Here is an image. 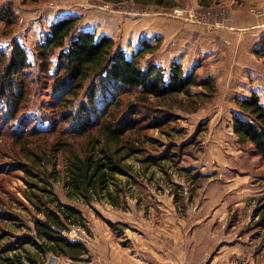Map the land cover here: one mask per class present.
<instances>
[{"label": "rangeland", "instance_id": "obj_1", "mask_svg": "<svg viewBox=\"0 0 264 264\" xmlns=\"http://www.w3.org/2000/svg\"><path fill=\"white\" fill-rule=\"evenodd\" d=\"M173 2L177 4L176 7H156L170 18L199 24L207 34L218 30H237L247 17L264 20V0ZM205 2L209 5H203ZM139 6L142 5L135 4L134 0L121 4H110L102 0H0V13L6 12L8 7L14 11L12 24L0 20V50L5 54L6 63L14 41L26 47L32 63L18 84H25L27 95L19 106L17 120L12 122L10 118H5L0 108V252L5 245L29 234L33 219L41 217L27 199L30 194L28 183L33 182V179L19 168L22 163L31 166L34 160L40 159L38 161L44 167L36 170L46 174V171L57 169L59 175L53 185L54 191L65 203L74 204L83 211L88 230L73 227L65 234L72 240L85 242L92 259L90 262H73L49 254L38 257L39 264H49L51 261L55 264H125V258L132 255L131 251L134 252L137 247L142 249L149 238H176L179 250L183 249L185 256H193L189 246L190 235L197 226L196 221L200 220L199 214L195 215L192 210L196 205L208 206L210 209L214 207L213 213L218 210V206L227 208L230 205L229 224L241 222L237 224L236 230L255 241L252 254L256 261L261 262L264 260V226L258 224L259 220L253 217V213L263 203L264 161L253 152L254 148L250 144L239 141L234 134L233 118L239 112L237 101L251 97L253 93L258 94L264 104L262 27L256 29V34L250 33L254 37L258 34L259 41L253 39L254 42L250 43L255 47L248 54L249 57L246 56L247 66L244 69L234 61L227 47L220 51H217L219 48H211L210 52L207 50L204 63L191 60L181 63L187 73L214 79L216 90L212 94L202 87H193V96L182 94L162 101L150 99L147 103L140 101L139 93L124 96L125 104H135L141 116L145 117L139 130L131 132L127 137L134 146L144 150L127 161L133 176L120 178L119 183L124 190L119 207L104 200L94 202V208H91L83 202L70 201L66 196L65 167L69 156L71 153L85 156L88 142L94 139L96 132L79 136L71 131L70 124L64 122L63 113L77 112L85 98L80 97L69 107L59 105L53 89V72H45L39 67L35 57L36 46L42 42L43 35L48 32L54 19L80 17L79 29L86 30L85 19L93 12L138 15L134 13V7ZM175 10H185L193 16V22L186 20V14L180 17L182 13ZM252 29L239 30L245 34L254 31ZM100 30L89 31L101 36L98 33ZM153 41L155 44V39ZM123 43L118 36L117 48L124 46L128 51L131 45L127 47V43ZM160 52L161 45L142 65L155 61L168 73L173 61L169 63L160 60ZM132 54L127 55L131 57ZM241 56L238 55L237 62L243 65ZM161 58H164L163 52ZM52 64H56L55 58ZM240 71L247 76L239 78L245 80L230 84V77ZM205 93L208 95L205 96ZM156 120H163L165 124L153 128L150 123ZM18 124L23 127L16 131L14 129ZM170 148L176 157L161 165L148 167L141 163L145 157L165 153ZM196 174L200 177L195 178ZM107 221L115 223L116 227H110ZM220 228L203 231L207 232V236L214 235L210 233L211 230L217 236H224ZM182 235L185 237L183 241L180 239ZM27 248L37 256L31 246ZM177 252L180 251L177 249Z\"/></svg>", "mask_w": 264, "mask_h": 264}, {"label": "trees", "instance_id": "obj_2", "mask_svg": "<svg viewBox=\"0 0 264 264\" xmlns=\"http://www.w3.org/2000/svg\"><path fill=\"white\" fill-rule=\"evenodd\" d=\"M102 1L121 4L128 0ZM134 2L162 9L177 6L173 0ZM203 5L208 6L209 3ZM6 9V12L0 13V20L12 24L14 11L11 7ZM80 21L77 16L54 21L43 35L42 42L36 46L35 57L43 71L53 72V89L60 106L69 107L80 97L85 98L77 112L63 113L64 122L71 125V131L79 136L96 132L94 139L88 142L85 156L73 153L69 156L64 185L67 198L83 202L91 208H94V202L104 200L119 207L124 190L119 183L120 178L133 176L127 161L144 150L134 146L127 137L131 132L139 130L145 117L141 116L135 104H125L124 96L139 93L140 101L147 103L150 99L162 101L182 94L193 96V87H202L212 94L216 85L210 77L200 78L195 73H187L178 61L171 63L168 73L155 61L143 66L142 62L159 50L160 38L155 40V44L152 39H142L136 53L129 57L117 48L113 37L80 30ZM53 58L56 59L55 65L52 64ZM6 61L5 54L0 50L1 114L14 122L17 120L19 106L27 95L25 84H18L32 63L26 47L18 41L13 42L9 61ZM237 104L239 112L233 118L234 134L241 143L250 144L254 148L253 152L264 161V104L256 93L242 98ZM125 105L126 109L123 110ZM150 124L153 128H160L165 123L156 120ZM22 127L18 124L14 130L19 131ZM171 150L149 155L141 163L148 167L159 166L176 157V153ZM38 160H34L31 166L22 163L19 168L33 179V182L28 183L30 194L27 199L41 217L33 219L29 234L5 245L0 252V264H39L38 257L49 254L73 262H90L92 257L86 243L72 240L65 234L73 227L88 230L83 211L74 204L65 203L57 195L53 185L58 181L59 171L54 169L45 174L36 170L44 167ZM194 177L200 176L196 174ZM262 199L263 203L253 213L260 226H264ZM107 223L112 228L116 227L111 221ZM27 246H31L37 256L31 254Z\"/></svg>", "mask_w": 264, "mask_h": 264}, {"label": "crops", "instance_id": "obj_3", "mask_svg": "<svg viewBox=\"0 0 264 264\" xmlns=\"http://www.w3.org/2000/svg\"><path fill=\"white\" fill-rule=\"evenodd\" d=\"M254 1L257 2L259 0ZM140 8L145 9L140 10ZM134 9V13L138 15L133 13H115V15H112L108 14L107 11L93 12L90 17L85 19L84 28L88 31L101 29L98 32L101 33V36H111L115 41L120 36L121 42H124L123 45L125 43H127V47L131 45L128 51L124 49V46H121V50H124L128 55L136 53L140 46L139 40L141 38L152 40L160 38L161 52L159 59L169 63L178 61L184 64L188 61L190 62V60L204 63L206 62L204 54L207 50L210 52L211 48L215 50L219 48L217 51H220L227 47L232 53V57L234 56V61L238 63L239 67H242L241 69L247 66L245 64L246 56L249 57L248 54H251L252 48L255 47V45L250 43H253L254 40L256 42L259 41L257 40L259 39L258 34L256 38L250 33L256 34L257 28H264V20L247 17L245 23L242 26H238L240 28L234 27L237 30H218L214 31L213 34H207L205 29L199 24L170 18L160 13V9L156 6H139L137 8L134 7ZM250 27L254 31L250 30L249 33L244 34L239 30ZM250 39H252V42H250ZM162 52L164 58H161ZM233 52L235 55H233ZM239 54L242 55L241 62L243 65L237 62ZM246 76L244 72H237V75L230 77L229 83H238L237 81L240 82L241 79L239 77L246 78ZM215 77L218 78V75ZM244 78L241 80L244 81ZM215 207L217 208V205ZM228 207L222 208L218 206V210L214 213V207L210 209V207L204 205H196L192 209L195 215L199 214L200 216V220L196 217L199 221H196L197 226L194 227L190 235L189 246L193 256H185L184 250H179V247L176 246V238L169 239L170 241L167 238H160L159 240L157 238L155 240L149 238L146 239L142 249L137 247V250L131 251L132 255L125 258V264H264V260L258 262L252 254L255 248V241L243 236L241 231L236 230L238 228L237 224L241 222L229 224L230 214ZM219 227H221V235L223 234L224 236H217L218 234L216 232L213 233L212 230L210 233L214 235L207 236V232L203 231V229L208 230ZM180 239L183 241L185 237L182 235ZM177 249L180 252L176 253Z\"/></svg>", "mask_w": 264, "mask_h": 264}, {"label": "built area", "instance_id": "obj_4", "mask_svg": "<svg viewBox=\"0 0 264 264\" xmlns=\"http://www.w3.org/2000/svg\"><path fill=\"white\" fill-rule=\"evenodd\" d=\"M175 11H176V12H179V11H180V12L182 13V14L180 15V17H183V16L186 14V15H185V16H186V20H191V21H192V19H194L193 16H192V15H189V13H187L185 10H175ZM183 11H184L185 13H184ZM181 19H183V18H181ZM192 22H193V21H192Z\"/></svg>", "mask_w": 264, "mask_h": 264}, {"label": "water", "instance_id": "obj_5", "mask_svg": "<svg viewBox=\"0 0 264 264\" xmlns=\"http://www.w3.org/2000/svg\"><path fill=\"white\" fill-rule=\"evenodd\" d=\"M49 264H55V262L54 261H51Z\"/></svg>", "mask_w": 264, "mask_h": 264}]
</instances>
